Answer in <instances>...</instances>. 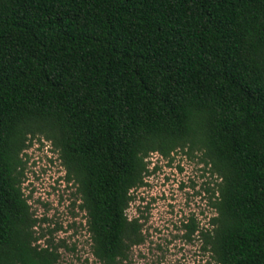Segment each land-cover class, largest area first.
<instances>
[{"label": "trees", "instance_id": "1", "mask_svg": "<svg viewBox=\"0 0 264 264\" xmlns=\"http://www.w3.org/2000/svg\"><path fill=\"white\" fill-rule=\"evenodd\" d=\"M43 138L75 186L98 264L144 242L148 158L200 153L219 180L197 236L211 264H264V0H0V264L37 244L22 154Z\"/></svg>", "mask_w": 264, "mask_h": 264}, {"label": "rangeland", "instance_id": "2", "mask_svg": "<svg viewBox=\"0 0 264 264\" xmlns=\"http://www.w3.org/2000/svg\"><path fill=\"white\" fill-rule=\"evenodd\" d=\"M200 153L178 151L166 159L148 158L146 185L132 191L127 215L138 218L144 242L131 249L124 264H211L197 233L188 239L184 225L194 218L206 228L215 215L211 192L219 181L200 160ZM22 192L38 220L37 243L57 247L58 264H98L91 252L85 213L75 186L65 180L58 153L43 138L34 139L21 156Z\"/></svg>", "mask_w": 264, "mask_h": 264}]
</instances>
